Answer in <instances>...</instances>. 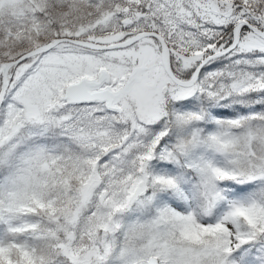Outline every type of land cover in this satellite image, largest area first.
Wrapping results in <instances>:
<instances>
[{
    "label": "snow or ice",
    "instance_id": "snow-or-ice-1",
    "mask_svg": "<svg viewBox=\"0 0 264 264\" xmlns=\"http://www.w3.org/2000/svg\"><path fill=\"white\" fill-rule=\"evenodd\" d=\"M0 264H264V0H0Z\"/></svg>",
    "mask_w": 264,
    "mask_h": 264
}]
</instances>
